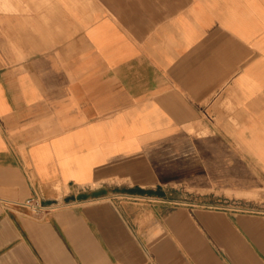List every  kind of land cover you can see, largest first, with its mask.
<instances>
[{"label": "crops", "instance_id": "1", "mask_svg": "<svg viewBox=\"0 0 264 264\" xmlns=\"http://www.w3.org/2000/svg\"><path fill=\"white\" fill-rule=\"evenodd\" d=\"M0 264H264V0H0Z\"/></svg>", "mask_w": 264, "mask_h": 264}, {"label": "built area", "instance_id": "2", "mask_svg": "<svg viewBox=\"0 0 264 264\" xmlns=\"http://www.w3.org/2000/svg\"><path fill=\"white\" fill-rule=\"evenodd\" d=\"M21 204L31 210L36 217L44 216L55 205L52 203H44V199L39 194H34L26 198Z\"/></svg>", "mask_w": 264, "mask_h": 264}, {"label": "water", "instance_id": "3", "mask_svg": "<svg viewBox=\"0 0 264 264\" xmlns=\"http://www.w3.org/2000/svg\"><path fill=\"white\" fill-rule=\"evenodd\" d=\"M59 202V200L57 199H44V203H52V204H55Z\"/></svg>", "mask_w": 264, "mask_h": 264}]
</instances>
